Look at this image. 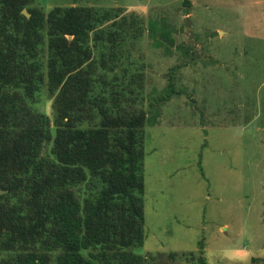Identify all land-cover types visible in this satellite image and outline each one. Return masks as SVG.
Returning <instances> with one entry per match:
<instances>
[{
    "label": "trees",
    "instance_id": "1",
    "mask_svg": "<svg viewBox=\"0 0 264 264\" xmlns=\"http://www.w3.org/2000/svg\"><path fill=\"white\" fill-rule=\"evenodd\" d=\"M123 11L0 0V264H208L203 247L136 252L150 114L131 49L146 26Z\"/></svg>",
    "mask_w": 264,
    "mask_h": 264
},
{
    "label": "rangeland",
    "instance_id": "2",
    "mask_svg": "<svg viewBox=\"0 0 264 264\" xmlns=\"http://www.w3.org/2000/svg\"><path fill=\"white\" fill-rule=\"evenodd\" d=\"M39 2L122 8L145 20L131 49L145 67L150 114L146 237L136 252L166 258L203 247L208 264H264V0H193L191 9L183 0Z\"/></svg>",
    "mask_w": 264,
    "mask_h": 264
},
{
    "label": "water",
    "instance_id": "3",
    "mask_svg": "<svg viewBox=\"0 0 264 264\" xmlns=\"http://www.w3.org/2000/svg\"><path fill=\"white\" fill-rule=\"evenodd\" d=\"M23 12H24L26 15L29 16V12H28L26 9H24ZM4 192H5V190L0 189V193H4Z\"/></svg>",
    "mask_w": 264,
    "mask_h": 264
}]
</instances>
